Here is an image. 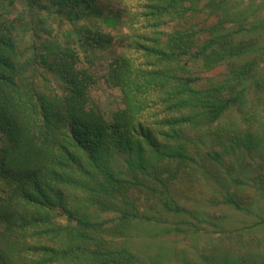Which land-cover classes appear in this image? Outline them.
Listing matches in <instances>:
<instances>
[{
  "label": "trees",
  "instance_id": "1",
  "mask_svg": "<svg viewBox=\"0 0 264 264\" xmlns=\"http://www.w3.org/2000/svg\"><path fill=\"white\" fill-rule=\"evenodd\" d=\"M242 1L136 0L111 33L95 0H0V264H264V0Z\"/></svg>",
  "mask_w": 264,
  "mask_h": 264
},
{
  "label": "rangeland",
  "instance_id": "2",
  "mask_svg": "<svg viewBox=\"0 0 264 264\" xmlns=\"http://www.w3.org/2000/svg\"><path fill=\"white\" fill-rule=\"evenodd\" d=\"M247 3H248V0H243L242 3L240 4V7H244L245 5H247ZM94 5L99 8L100 18L113 17L114 19L119 20L118 26H115L113 28L108 29L111 31V33H115L116 31L121 30V28H126V26H127L126 20L129 17L128 13L130 10L133 9V7H135L136 0H95ZM61 22H59L55 18H52V19L51 18H45L42 20V27H47V28L50 27L54 31H58V30H60L61 27L64 28L63 26H65L67 24L66 21H64L63 23H61ZM216 22H218L216 17H209L207 15V13L204 11V12L199 13L195 17L191 18L190 20L187 19L186 21H183L180 23H169V24L163 25L161 27V29L165 32H168L174 28H178L181 26L188 27L189 24H192V25H194V27L196 29L205 30V28L209 27L210 25H212ZM39 27H40V25H39ZM124 33L126 34L127 31ZM118 50H123L122 45H119L118 49L111 47V48H107V49L103 50V52L100 53L101 54L100 58L97 55V59L92 64V70L95 72V74L98 78H100L101 75L104 73V70L106 68L108 61L114 57L113 53H117ZM131 57L135 58V59H139L138 55H136V54L131 55ZM136 63H138V62H136ZM230 69H231L230 62H224V63H221L219 66H216L215 68H213L210 71H206V72H202V73L200 72L194 76L200 77V79H198V83L202 82L206 78H211V77L220 79L221 76L226 74ZM39 70L41 71V69H39ZM46 77H49V76H46ZM38 78H40V77H38ZM49 83L52 84V86H54L52 79H49ZM98 84H99L98 88L93 92V96L99 102H101L102 106L105 109H108V107L113 108L116 106V104H119L120 100H119L118 90L109 89L101 81ZM247 97H248V94H247ZM150 112L151 111H147L143 115V117H141V118L145 119L146 117L149 116ZM239 150H241V149H239ZM122 159H123L122 155L115 156V158H114L115 164L121 165ZM259 160L260 159L257 157V155H253L252 160H250V163L259 164ZM218 211L214 210L212 213L216 217H220V215H221L223 217V219L225 218V220L228 221V222H225L226 229H232L234 227H239V226L240 227L246 226L249 223H251V221H253V219H254V218H251L250 215H247L244 213L242 214V213L230 210L229 208L227 209L225 207H223L222 209L220 208V210L218 209ZM122 239H124V238H121V237L115 238V240L120 242V243L123 242Z\"/></svg>",
  "mask_w": 264,
  "mask_h": 264
}]
</instances>
